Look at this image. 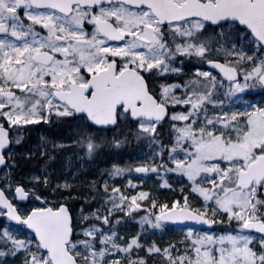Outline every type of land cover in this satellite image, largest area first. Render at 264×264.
Instances as JSON below:
<instances>
[{
	"label": "snow or ice",
	"instance_id": "1",
	"mask_svg": "<svg viewBox=\"0 0 264 264\" xmlns=\"http://www.w3.org/2000/svg\"><path fill=\"white\" fill-rule=\"evenodd\" d=\"M0 264H264V0H0Z\"/></svg>",
	"mask_w": 264,
	"mask_h": 264
},
{
	"label": "trees",
	"instance_id": "2",
	"mask_svg": "<svg viewBox=\"0 0 264 264\" xmlns=\"http://www.w3.org/2000/svg\"><path fill=\"white\" fill-rule=\"evenodd\" d=\"M57 131V129L53 128V129H48V132H50V134L55 133ZM37 133V132H36ZM32 137H33V133L30 134V141L31 143H33L32 141ZM136 154V149L135 148H125V149H121L119 155H117V157L122 158L123 160L118 161L119 163H125L126 159L130 158L131 156H134ZM109 162H112L111 159H109ZM217 227H223V226H217ZM216 228V227H215ZM159 239V238H157Z\"/></svg>",
	"mask_w": 264,
	"mask_h": 264
},
{
	"label": "rangeland",
	"instance_id": "3",
	"mask_svg": "<svg viewBox=\"0 0 264 264\" xmlns=\"http://www.w3.org/2000/svg\"><path fill=\"white\" fill-rule=\"evenodd\" d=\"M43 133L46 134V135H51L50 132H48V130L44 131ZM39 136H40L39 132H38V133H33V137H32V141H33V143H36V142L38 141ZM109 159H111V161L114 159L115 162H118V161L123 160L122 158H119V157H117V156H116L115 158H111V157H110ZM125 161H126V162H130V158L126 159ZM126 162H125V163H126ZM121 164H124V163H121ZM101 166H105V165H101ZM134 175H137V174H134ZM172 235H174V233H168V234H166V236L164 237V239H168V238H170ZM156 238H159V237L157 236Z\"/></svg>",
	"mask_w": 264,
	"mask_h": 264
},
{
	"label": "water",
	"instance_id": "4",
	"mask_svg": "<svg viewBox=\"0 0 264 264\" xmlns=\"http://www.w3.org/2000/svg\"><path fill=\"white\" fill-rule=\"evenodd\" d=\"M190 224H192L194 226V229L195 230H204V229H207L209 226L207 225H200V224H197L196 222H189Z\"/></svg>",
	"mask_w": 264,
	"mask_h": 264
}]
</instances>
